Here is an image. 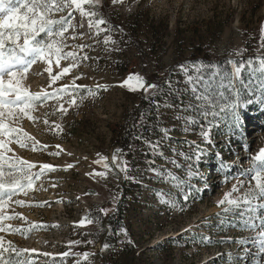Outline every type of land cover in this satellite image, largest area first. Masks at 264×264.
Returning <instances> with one entry per match:
<instances>
[{"label": "rangeland", "instance_id": "374dc122", "mask_svg": "<svg viewBox=\"0 0 264 264\" xmlns=\"http://www.w3.org/2000/svg\"><path fill=\"white\" fill-rule=\"evenodd\" d=\"M107 3L118 17L140 8L167 23V35L163 40L166 49L164 68L174 62L171 53L176 24L183 28L204 21L213 14L228 21L208 54H220L223 60L240 57L247 52L250 56L256 50H247L248 40L262 42L264 0H123L115 5L112 0H107ZM101 4L94 2L92 5L98 7ZM90 5L83 6L85 11H93L89 10ZM84 17L79 11H73L72 22L76 30L69 29L64 37L67 45L64 51L75 52L77 60H61L60 67L53 61L51 71L56 74L71 63L77 66L52 83L46 71L49 65L38 61L22 81V86L33 93L41 90L51 93L73 83L83 86L70 87V91L78 93L77 102L72 104V96L62 93L46 102L39 101L30 113L35 119L21 116L15 120L10 117L5 124L19 129L18 133L11 137L0 136L5 146L11 149L3 152L6 159H24L36 164L33 172H41V164L54 166V170H44L38 180L34 179L33 186L25 190L26 195L19 193L13 197V201H24L22 206L10 201L3 209L4 215L15 217L0 222L12 229L0 232L4 246L8 247L10 242L12 248L20 253L17 256L11 252L10 258L29 264H108L105 259L108 248L102 250L103 246L116 247L127 241L139 250L141 264H254L257 259L264 264V259L255 255L257 249L251 242L255 232L241 230L238 220L223 212L226 204L217 207V201L231 191L238 180H245L240 193L249 186L240 173L250 167L251 157L264 147V103H261L255 89L249 95L242 88V99L252 103L238 109L241 117L238 124L233 126L224 113L208 116L205 120L197 110L198 101L183 73L179 74L177 83L184 87L181 95L188 103L163 105L161 112L168 121L167 135L171 139H167L166 143L169 142L164 145L163 158L154 160L155 165L150 170L143 172L141 169L148 186L134 194L138 202L125 227L117 225L120 228L110 232L109 242L105 243L99 226L92 223L80 226L79 222L88 214L90 217L112 213L115 217L119 210L124 209L121 194L125 180H122L124 172L120 171L124 158L119 148L111 145L109 125L120 123L125 106L143 91H130L124 86L127 77L139 74L146 79L157 68L149 58L139 55L119 31L111 30L100 37L96 35L95 28L89 29ZM81 32L86 34L83 38L79 36ZM106 36H111L115 43L105 44ZM141 41L147 44L145 38ZM81 44L89 47L80 49L77 45ZM190 51L186 49L184 55ZM238 51L240 56L235 55ZM85 55L88 59H82ZM210 60L214 62L213 57ZM133 61L136 64L132 68L130 63ZM185 67L189 75H197L190 64ZM159 73L161 75L162 72ZM131 83L135 84V81ZM222 91L228 95L227 90ZM80 97H83L82 101ZM61 105L67 109L66 112L59 110ZM188 116L194 117L198 123L187 125L185 117ZM201 125L209 130L210 142H205L199 135ZM186 127L188 131H185ZM17 138L26 146L21 147L16 142ZM197 146L203 150L198 159L195 154ZM178 148L187 150V163L179 167L172 163ZM114 154L117 156L115 163L112 159ZM222 162L228 167L222 168ZM189 171L192 172L191 179L188 178ZM168 173L184 181L183 191L168 181ZM184 192L191 194L186 202L183 200ZM161 193L163 197L159 195ZM235 195L238 193H233ZM161 198L178 201V206L161 203ZM111 221L112 224L116 222L114 218ZM105 228L109 230L108 226ZM205 237L210 238V242L202 239ZM241 239L247 242L238 244L236 241ZM25 249L28 251H22ZM245 249L250 250L247 255ZM63 253L68 255L63 256ZM85 253L88 254L86 259ZM5 256L8 257L9 253Z\"/></svg>", "mask_w": 264, "mask_h": 264}, {"label": "snow or ice", "instance_id": "6c2138e0", "mask_svg": "<svg viewBox=\"0 0 264 264\" xmlns=\"http://www.w3.org/2000/svg\"><path fill=\"white\" fill-rule=\"evenodd\" d=\"M94 2L95 4H101V0H0V136L7 135L11 137L18 133L19 129L6 126L5 121L10 117L15 120H18L21 116L35 119L30 113L39 101L46 102L49 98L57 97L62 93L72 96V104L77 102L78 93L70 91V87L76 89L83 86L73 83L72 86L65 85L51 93L44 90L33 93L22 86V81L26 78V74L31 67L38 61L49 65L46 71H48L52 83L68 74L72 68L77 66L75 63H71L67 67H62L56 74L51 71L53 61L57 67H60L61 60H77L75 52L64 51V48L67 47L64 43L65 33L69 29L76 30V26L72 22L73 11H79L82 17H88V27L90 30L95 28L96 35L111 30V27L101 28V25H106L109 22L102 16L96 18L99 15L97 12L85 11L83 6ZM122 2L123 0H112L113 5ZM65 12H67L66 15L63 14ZM57 14L61 15L57 18ZM85 35L83 32L79 33L80 38ZM73 38L75 39L76 37ZM261 38L262 42H264V25L261 27ZM108 43H115L111 36L105 37V44ZM77 47L83 49L89 47V45L81 44L77 45ZM262 47H264V43H262ZM235 55L240 56L241 52L238 51ZM82 59H88V57L85 55ZM225 63L230 66V70L222 69L216 64H200L196 68V76L189 75V70L185 65H178L177 67L186 77L185 82L192 86L194 98L198 101L197 110L200 115L206 120L208 116L216 117L224 113L235 126L241 119L238 109L243 108L245 104L252 103L251 100L242 99L241 88L247 90L249 95L255 89L259 93L261 103H264V56L250 57L247 61L243 59L237 61L230 58ZM203 68L214 69V71L205 78L204 75L200 74ZM245 72L248 73L247 81L243 79V73ZM217 78L219 79L217 80ZM75 79H79V77ZM133 80L135 84L131 83ZM123 85L127 86L130 91L143 90L146 98H154L160 91L159 85L148 83L139 74H130L123 82ZM168 85L170 88V81ZM97 87L99 88L100 86L97 85ZM222 90H227L228 95L226 96ZM80 99L82 101L83 97H80ZM165 106L170 105L165 103ZM157 107H159V104H157ZM189 107H192V105H189ZM59 110L62 112L67 111L63 105L60 106ZM185 122L187 125H196L198 123L192 116L185 117ZM188 130L186 127L185 131ZM161 131L167 135V129H161ZM199 135L205 142H210L209 130H206L202 125ZM25 136H27L26 133ZM16 142L21 147L26 146L20 138H17ZM8 143H11V140ZM145 143L150 144L154 151L158 148V145H152L150 141H145ZM57 147L59 146L57 145ZM0 149L3 150L0 152V222H2L15 218L14 216L3 214L5 205L12 201L22 206L24 201L19 199L13 201V197L19 193L26 195L25 190L33 186L34 179L38 180L44 170H54V166L41 164L39 165L41 172H33L32 170L37 167L36 164L24 159L5 158L3 152L11 151V149L5 146L3 139H0ZM55 154L59 155V153ZM195 154L198 159L203 154V150L197 146ZM112 159L113 163H115L117 160L116 154L113 155ZM122 163L124 166L120 167V171L126 174L129 170L127 162L123 161ZM172 163L175 164V161H172ZM67 167L70 168L72 165ZM105 167H108L107 164H105ZM221 167H228V165L222 162ZM152 171L156 170L153 169ZM98 175L104 176L105 173H98ZM240 176L246 178L249 184L248 188L243 193H240L245 180H238V183L233 185L231 191L226 192L224 197L217 201V207L226 204L227 206L223 207V212L226 214L230 213L236 218L241 230L255 232V236L251 239L253 246L257 249L255 255L264 259V147L260 148L251 157L250 167L241 171ZM191 177L192 172L189 171L188 178L191 179ZM125 178H128L127 175H125ZM168 181L174 187L183 191L184 181L180 177L168 173ZM225 182H227V179H225ZM233 193H238V195L233 196ZM159 195L163 197L162 193ZM190 195V193L184 192L183 200L185 202L188 201ZM161 203L168 204L170 207L178 206V201L175 200L161 198ZM100 211L103 212L105 210L100 209ZM92 222L91 219L82 218L79 224L84 226L86 223L90 224ZM6 230H12L11 226L9 225L6 228L0 223V232ZM121 232H124V230L121 229ZM202 239L210 242V238L205 237ZM236 242L244 244L247 241L241 239ZM108 247L109 245L105 244L102 250ZM249 251V249H245V255ZM11 252H15L17 256L20 254L16 249L12 248L10 242L9 246L5 247L3 240L0 239V264H29V262H21L10 258ZM5 253H9V256L6 257ZM45 255L48 254L46 253ZM62 255L67 256L68 253H63ZM83 255L85 259L88 256L87 253ZM243 258L241 257V259ZM254 264H261V260H255Z\"/></svg>", "mask_w": 264, "mask_h": 264}, {"label": "trees", "instance_id": "16d2710c", "mask_svg": "<svg viewBox=\"0 0 264 264\" xmlns=\"http://www.w3.org/2000/svg\"><path fill=\"white\" fill-rule=\"evenodd\" d=\"M101 5L97 7L91 4L89 10L99 14L96 18L102 16L109 22L103 25L104 28L111 27V30L119 31L120 34L129 40L139 55L149 58L153 65L157 66L153 72L146 76V81L160 86V91L154 98H146L144 92L141 91L137 97L131 99L130 105L125 106L121 122L109 125L111 145L119 148L120 154L124 161L127 162L129 169L126 174L124 173L122 179L123 181L125 180L122 184L124 191L121 194L124 209L119 210L115 217L112 216V213L105 216L92 215L90 217L88 214L86 217V219H91L93 221L92 224L96 227L99 226L101 228L100 236H103L104 242L108 243L110 232L113 233L120 227H125L124 224L129 215L135 211V203L138 201L135 200L134 194L141 192L143 187L148 186L145 183L147 178L142 171L150 170L155 165L153 163L154 160L163 158L164 145L169 142L166 143L167 139H171L170 135H165L161 131V129L169 130L168 121L161 112L163 105L167 103L170 106H177L181 105V103H188L181 95V89H184V87L177 83L179 74H182L177 66L190 64L196 70L200 64H216L222 69L230 70V66L226 65L225 62L231 57L223 60L220 54L207 53L223 32L224 24L228 21L218 19L216 14H213L204 19V21L191 23L183 28L176 24L173 32V50L171 53L174 62L164 68L163 54L166 53V49L163 40H165L167 35V23H164L161 18L149 15L140 8L124 17H118L116 13L109 9L107 0H102ZM84 20L88 22V17L85 16ZM110 31L100 33L99 36L102 37V35ZM244 31L249 30L245 29ZM142 38H145L147 44L141 41ZM262 43L264 42L256 41L255 39L254 41L248 40L247 50L252 52L256 50L253 52L254 54L248 56L247 52L246 55L231 59L247 61L250 57L264 56ZM186 49L191 50L188 55H184ZM211 57H213L214 62L210 60ZM135 64L136 61L130 63L132 68ZM160 71L162 72L161 75ZM212 71L214 69L203 68L200 74L207 78ZM243 79L245 81L248 80L247 72L243 73ZM169 81L171 82L170 88L168 85ZM187 90L189 89H185V91ZM157 104H159V107H157ZM145 141H150L152 145H158V148L154 151L150 144L145 143ZM177 152L178 154L174 156L172 161H175L177 165L183 166L182 164L187 163V150L178 148ZM182 153L183 155H181ZM109 166L113 168L111 163H109ZM115 174L118 175L116 172ZM125 175L128 178H125ZM140 202L141 200L139 199V206ZM112 218L116 220L114 224H112ZM117 225H120V227ZM106 226L109 227V230L105 228ZM139 258V250L135 248L134 244H129L127 241L116 247L109 246L105 257L108 264H141Z\"/></svg>", "mask_w": 264, "mask_h": 264}]
</instances>
